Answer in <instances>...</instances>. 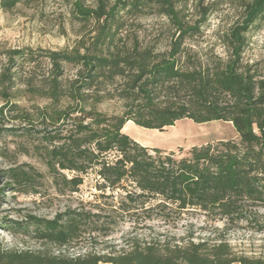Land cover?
Masks as SVG:
<instances>
[{
    "label": "trees",
    "instance_id": "1",
    "mask_svg": "<svg viewBox=\"0 0 264 264\" xmlns=\"http://www.w3.org/2000/svg\"><path fill=\"white\" fill-rule=\"evenodd\" d=\"M32 1L0 0V12L10 13ZM175 4L174 0H97L95 8H85L82 0H75L79 18L94 21L95 29L72 49L44 51L51 78L41 88L28 83L32 92L49 100L42 111L51 123L73 121L67 135L58 130L56 136H44L52 145L46 150V164L54 176L59 171L86 174L99 168V175L113 187L130 179L140 192L128 194L130 200L150 197L158 199L159 206L174 204L181 210L240 216L244 203L264 204V73L243 63L246 34L264 17V0L245 4L242 25L228 36L231 56L214 66L192 61L184 45L198 29L181 22ZM154 8L178 26L165 52L144 47L138 38L123 33L121 12L142 14ZM37 60L31 49L10 52L9 64L0 73V95L9 97L15 84L12 69L18 61L34 64ZM66 67L78 69L76 79L67 84L63 81ZM119 81L125 110L109 116L98 108L107 100L108 87ZM5 109L0 108V115ZM182 120L231 123L238 141L194 147L188 157L179 159L174 152L143 147L122 132L129 122L164 130ZM113 152L118 157L109 161L107 156ZM8 176L15 185L31 182L19 169ZM69 183L78 188L83 181L75 177ZM82 220V215L68 211L53 220L33 218L32 225L39 242L66 248L82 236ZM0 264H264V259L239 257L226 242L173 246L134 242L128 250L112 255L76 257L0 247Z\"/></svg>",
    "mask_w": 264,
    "mask_h": 264
},
{
    "label": "rangeland",
    "instance_id": "2",
    "mask_svg": "<svg viewBox=\"0 0 264 264\" xmlns=\"http://www.w3.org/2000/svg\"><path fill=\"white\" fill-rule=\"evenodd\" d=\"M174 1L181 22L187 28L198 29L191 32L184 45L192 61L203 66L227 61L232 52L228 36L242 25L245 4L251 0ZM82 4L95 8L97 0H82ZM120 17L124 36L136 37L142 46L155 47L159 52L167 51L172 36L178 34L176 22L155 8L142 14L123 11ZM95 27L94 21L79 18L75 0H33L10 13L0 12V73L7 68L12 51L31 49L38 57L34 64L18 61L12 69L15 84L8 91L9 97L0 95V108H6L0 115V247L76 257L112 255L128 250L134 242L172 246L226 242L239 257L264 259V204L244 203L240 216L228 218L216 210L159 206L161 202L150 197L130 200L127 195L131 192L140 194L132 180L113 187L99 175V168L86 174L59 171L54 176L51 172L45 157L52 145L44 136H56L58 130L67 135L73 121L51 123L42 111L49 100L32 92L28 83L41 88L51 78L52 67L44 51L72 49L81 39L91 36ZM243 63L264 73V17L246 34ZM77 72L76 68L66 67L63 81L67 84L75 80ZM122 88V81L108 87L107 100L98 110L109 116L122 115ZM122 132L143 147L174 152L179 159L188 157L194 147L238 141L233 124L222 121L196 124L182 120L164 130L128 123ZM117 157L113 152L107 159L115 161ZM15 169L27 173L31 182L15 185L8 176ZM75 177L83 181L78 188L68 184ZM68 211L83 217L79 240L57 248L36 239L33 218L53 220Z\"/></svg>",
    "mask_w": 264,
    "mask_h": 264
},
{
    "label": "crops",
    "instance_id": "3",
    "mask_svg": "<svg viewBox=\"0 0 264 264\" xmlns=\"http://www.w3.org/2000/svg\"><path fill=\"white\" fill-rule=\"evenodd\" d=\"M129 123H132V122H129Z\"/></svg>",
    "mask_w": 264,
    "mask_h": 264
}]
</instances>
